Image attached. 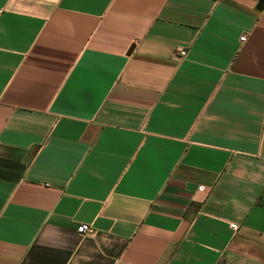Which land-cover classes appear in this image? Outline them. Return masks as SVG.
Returning a JSON list of instances; mask_svg holds the SVG:
<instances>
[{
  "label": "crops",
  "instance_id": "crops-1",
  "mask_svg": "<svg viewBox=\"0 0 264 264\" xmlns=\"http://www.w3.org/2000/svg\"><path fill=\"white\" fill-rule=\"evenodd\" d=\"M258 1L0 0V264H264Z\"/></svg>",
  "mask_w": 264,
  "mask_h": 264
},
{
  "label": "built area",
  "instance_id": "built-area-1",
  "mask_svg": "<svg viewBox=\"0 0 264 264\" xmlns=\"http://www.w3.org/2000/svg\"><path fill=\"white\" fill-rule=\"evenodd\" d=\"M244 39H245V35L240 37V40H244ZM180 54L181 55H185V51H181ZM230 227L232 229H234V228H236V225L235 224H231ZM76 231L78 233H80V234H84V233L90 232L91 231V227L87 223H81V224H79L77 226Z\"/></svg>",
  "mask_w": 264,
  "mask_h": 264
},
{
  "label": "water",
  "instance_id": "water-1",
  "mask_svg": "<svg viewBox=\"0 0 264 264\" xmlns=\"http://www.w3.org/2000/svg\"><path fill=\"white\" fill-rule=\"evenodd\" d=\"M263 6H264V0H259L258 3H257L256 8L258 10H261L263 8Z\"/></svg>",
  "mask_w": 264,
  "mask_h": 264
}]
</instances>
